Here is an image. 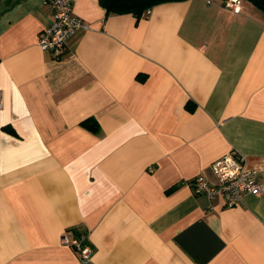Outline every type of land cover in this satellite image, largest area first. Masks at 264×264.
<instances>
[{
    "label": "crops",
    "instance_id": "crops-1",
    "mask_svg": "<svg viewBox=\"0 0 264 264\" xmlns=\"http://www.w3.org/2000/svg\"><path fill=\"white\" fill-rule=\"evenodd\" d=\"M72 10L86 28L57 58L37 45L46 0H0V264H82L61 242L79 232L87 264H264V13ZM232 149L263 190L194 194Z\"/></svg>",
    "mask_w": 264,
    "mask_h": 264
},
{
    "label": "built area",
    "instance_id": "built-area-1",
    "mask_svg": "<svg viewBox=\"0 0 264 264\" xmlns=\"http://www.w3.org/2000/svg\"><path fill=\"white\" fill-rule=\"evenodd\" d=\"M52 9L50 23L40 32L37 45L43 51L51 52L60 57L66 47L67 40L75 32L86 28L83 20L72 10V0H46ZM223 5L234 11H239L240 0H223ZM149 9L145 10L147 14ZM214 181L198 174L189 183L194 194L207 197H219L225 206L237 205L245 194H258L263 190L257 170L249 168L244 157L232 149L211 164ZM63 244L73 247L79 255L82 264H87L92 252L84 232L63 235Z\"/></svg>",
    "mask_w": 264,
    "mask_h": 264
},
{
    "label": "trees",
    "instance_id": "trees-1",
    "mask_svg": "<svg viewBox=\"0 0 264 264\" xmlns=\"http://www.w3.org/2000/svg\"><path fill=\"white\" fill-rule=\"evenodd\" d=\"M180 0H99L101 6L106 10L107 13H131L137 19L141 17L145 10L150 9L154 5L163 3V2H172ZM254 5L256 8L261 10L264 13V0H246ZM191 110V107H189ZM81 126L87 130L97 133L99 131V126L97 122L92 118H87L81 122ZM9 131L13 132L9 128ZM80 233V232H79ZM79 233H75L79 234Z\"/></svg>",
    "mask_w": 264,
    "mask_h": 264
}]
</instances>
